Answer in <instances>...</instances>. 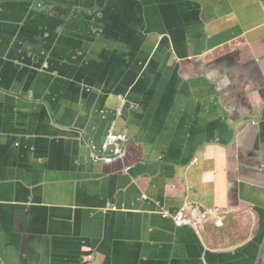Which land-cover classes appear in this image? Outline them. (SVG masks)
<instances>
[{"label": "crops", "instance_id": "crops-1", "mask_svg": "<svg viewBox=\"0 0 264 264\" xmlns=\"http://www.w3.org/2000/svg\"><path fill=\"white\" fill-rule=\"evenodd\" d=\"M90 8L0 0V264H264V0H129L98 40ZM132 86L126 156L84 163Z\"/></svg>", "mask_w": 264, "mask_h": 264}, {"label": "water", "instance_id": "water-1", "mask_svg": "<svg viewBox=\"0 0 264 264\" xmlns=\"http://www.w3.org/2000/svg\"><path fill=\"white\" fill-rule=\"evenodd\" d=\"M192 2V1H191ZM202 18H203V16H202ZM203 21H204V23H203V26H204V28H206V20H204L203 19ZM198 24H199V22H198ZM193 46H197V44L196 43H193ZM49 67V65H48V61H46V64H44V67L43 68H48ZM53 72L54 73H56L54 70H53ZM78 84H79V86H81V87H85V88H87V89H89L90 87H93L92 86V84H90L89 82H87L86 80H83V79H81V80H78V82H77ZM134 86H132V87H130L126 92H110L109 93V95H111L113 98H115L116 100H117V104H116V110H115V117H112V118H110V120H109V128H108V132H109V129L111 128V126H112V124H115V129L116 130H123V129H121V127L120 128H117V120L119 119V118H121V119H126V115L125 114H121L120 116L119 115H117V113H118V107L120 106V96H122V97H125L127 100H128V103H127V105H126V110L128 111V112H131V111H135V110H137V105H140L138 102H139V99H137L135 96H134ZM136 95V94H135ZM29 102H33V101H36V100H39V99H34V97L32 96V95H29ZM98 112V115L101 117V118H103V119H107V116H108V110L106 109V108H104V109H101L100 111H97ZM99 126V125H98ZM97 125L96 126H93V130L94 131H96L97 130V127H98ZM70 131L71 132H73L74 134H75V138H77V140L79 141V143H80V145H82V146H84L87 150H88V155L85 157V162L84 163H86V164H88L90 161L91 162H93V163H95V164H97V163H103V162H96L94 159H93V154H94V152H93V146H95L96 144L94 143V141L95 140H97L95 137H94V135H92V134H90V133H88V131L85 129H83V128H81V127H78V126H73V127H71L70 128ZM124 131V130H123ZM107 132V133H108ZM107 135V134H106ZM128 142V141H127ZM126 142V143H127ZM102 143V142H101ZM126 154H127V150H126V144H125V156H126ZM124 156V157H125ZM124 157L122 158V159H124ZM122 159L121 160H119V161H122ZM103 164H106V163H103ZM112 164V163H111ZM108 165V164H107ZM129 167H126L125 169H124V171L126 172V171H128L129 169H128ZM129 173V172H128ZM165 195H166V193H165ZM139 200H140V202H142L143 204H147V205H153V206H155V208L157 209L156 210V212L158 213V214H160L161 216H162V205L160 204V205H157L156 204V201L155 202H153L152 200H151V198L150 197H148L147 196V198H144V192L142 191V193H141V195H140V197H139ZM159 203H161L160 201H159ZM48 249H50V247H47ZM42 250V249H41ZM92 251H90V252H83L82 251V253L79 255V264H90L91 263V259H92ZM40 256H49V255H51L52 254V251L51 250H42V252L41 253H38ZM38 264V263H37ZM41 264H45V262H43V263H41Z\"/></svg>", "mask_w": 264, "mask_h": 264}, {"label": "built area", "instance_id": "built-area-1", "mask_svg": "<svg viewBox=\"0 0 264 264\" xmlns=\"http://www.w3.org/2000/svg\"><path fill=\"white\" fill-rule=\"evenodd\" d=\"M120 106L118 107V115L123 113V108L127 105L128 100L125 97L120 96ZM128 141V136L125 131L116 130L115 124H112L109 132L105 136L101 147L97 148L93 146V159L96 162H103L111 164L115 161L121 160L125 156V144ZM145 196V195H144ZM147 198V196H145ZM196 208L183 207L180 211L174 215L168 213H162L165 218H172L175 225L178 227L190 226L194 227L197 224L203 223L210 214V211L206 209L204 213L196 214Z\"/></svg>", "mask_w": 264, "mask_h": 264}, {"label": "flooded vegetation", "instance_id": "flooded-vegetation-1", "mask_svg": "<svg viewBox=\"0 0 264 264\" xmlns=\"http://www.w3.org/2000/svg\"><path fill=\"white\" fill-rule=\"evenodd\" d=\"M81 1L82 3L88 4L91 7L89 9L90 17L88 16V19L91 21V24L93 23L92 21L93 18L95 20V23H94L95 29L92 30L95 35H91V36H94L93 37L94 39H97V38L100 39L101 37H104V34H105V31H104L105 28L103 27L104 23L102 22V17H100V14L101 16H103L104 12L106 11L110 12L111 10H113L114 12L115 11H125L127 7V1L129 0H118V1L116 0H81ZM139 9H143V10H140L141 14H138L141 19H145L146 17L149 18V16L142 13L143 11H146L144 9H147V7L144 4H139ZM152 25L153 27L155 26V24L151 23V27ZM161 26L163 29H165L164 24H162ZM105 27L107 28V25H105ZM140 32L143 33L141 30ZM93 38L89 36L88 39L92 40ZM44 53L45 51H43V54ZM49 57H50L49 54L45 56L46 59H49ZM44 64H45V61L43 63V67H44Z\"/></svg>", "mask_w": 264, "mask_h": 264}, {"label": "rangeland", "instance_id": "rangeland-1", "mask_svg": "<svg viewBox=\"0 0 264 264\" xmlns=\"http://www.w3.org/2000/svg\"><path fill=\"white\" fill-rule=\"evenodd\" d=\"M225 233V229H221Z\"/></svg>", "mask_w": 264, "mask_h": 264}]
</instances>
